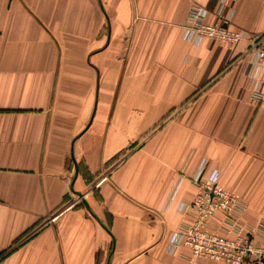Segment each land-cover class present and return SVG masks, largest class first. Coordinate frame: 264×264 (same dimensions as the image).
I'll return each mask as SVG.
<instances>
[{
	"label": "crops",
	"instance_id": "0c3cea01",
	"mask_svg": "<svg viewBox=\"0 0 264 264\" xmlns=\"http://www.w3.org/2000/svg\"><path fill=\"white\" fill-rule=\"evenodd\" d=\"M218 1L0 0V264H231L171 248L205 159L264 219L249 43L183 38ZM233 8L264 34V0Z\"/></svg>",
	"mask_w": 264,
	"mask_h": 264
},
{
	"label": "built area",
	"instance_id": "2783aa9c",
	"mask_svg": "<svg viewBox=\"0 0 264 264\" xmlns=\"http://www.w3.org/2000/svg\"><path fill=\"white\" fill-rule=\"evenodd\" d=\"M238 1L219 0L214 21L207 20L206 7L191 5L183 38L192 43L207 38L227 43L247 40L246 73L251 80L254 99L264 104V34L255 35L243 28L230 27L233 4ZM206 165L207 159L192 177L196 186L193 199L179 204V210L191 214L192 218L174 234L172 250L186 245L194 261L209 258L231 264H264V219L254 225L242 222L247 201L230 193L220 183L217 169L205 176Z\"/></svg>",
	"mask_w": 264,
	"mask_h": 264
}]
</instances>
